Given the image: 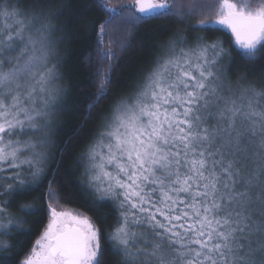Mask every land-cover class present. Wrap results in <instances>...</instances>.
I'll return each mask as SVG.
<instances>
[{
  "label": "snow or ice",
  "instance_id": "obj_1",
  "mask_svg": "<svg viewBox=\"0 0 264 264\" xmlns=\"http://www.w3.org/2000/svg\"><path fill=\"white\" fill-rule=\"evenodd\" d=\"M104 7L112 15L100 24L101 35L123 14V9ZM132 7L126 22L178 16L199 25L218 23L230 29L244 59L264 51V0H133ZM22 16L19 7L0 4V163L27 164L38 180L45 154L31 136L20 137L44 131L46 125L39 121L55 112L61 90L52 87L58 79L56 66L46 67L48 29L26 34L29 25ZM196 39L193 49L157 61L131 102L111 111L88 150L89 187L120 210L109 240L110 254L121 257V264H137L139 256L154 257L157 264H264V239L256 248L249 241L246 251L237 241L246 232L264 238V110L257 109L264 88H245L240 99L246 103L219 95L220 85L214 82L220 78L213 68L229 53L219 43ZM41 66L44 71H38ZM32 79L35 83L22 95L23 82ZM107 94L102 88L96 104ZM209 119L216 121L211 127ZM257 136V168L244 178L245 190L237 191L240 170L230 159L225 163V152L235 155L246 139ZM255 188L259 191L253 197ZM49 210L51 222L22 264H103L99 230L91 220L51 204ZM257 215L259 221L253 219ZM14 223L0 222V229ZM138 226L150 228L162 243L152 242L151 251L140 248L132 230ZM0 247L9 245L0 242Z\"/></svg>",
  "mask_w": 264,
  "mask_h": 264
},
{
  "label": "trees",
  "instance_id": "obj_2",
  "mask_svg": "<svg viewBox=\"0 0 264 264\" xmlns=\"http://www.w3.org/2000/svg\"><path fill=\"white\" fill-rule=\"evenodd\" d=\"M4 2L19 7L25 15H36L52 24L60 48L64 90L60 110L41 148L45 159L39 164L40 178L33 180L31 172L35 168L27 164L17 168L10 162L0 163V209H3L0 222L7 223L10 219L18 222L8 229H0V242L9 245L6 250L0 247V264H22L48 223L53 198L60 207L86 215L93 221L99 230L103 264H121V257L110 254L109 240L120 221V210L115 201L99 198L89 187L86 174L88 150L98 140L106 118L136 92L157 65L159 56L171 45L192 47L198 43L197 37L219 43L229 54L218 62L217 74L231 84L233 93L243 92L249 86L264 88V51L253 59H244L238 54L240 50L228 29L216 23L199 25L196 19L178 16L152 18L142 23L126 22L129 10L135 9L133 0H0ZM105 4L117 11L123 9V14L106 25L105 34L101 35L100 24L112 15ZM102 88L108 94L96 104ZM29 136L31 133L20 139L26 140ZM242 145L244 147L235 155L225 152V163L230 159L240 170V176L236 177L237 191L245 190L243 180L256 170L259 161L258 148L249 149L246 141ZM25 155L30 156V153ZM258 191V188L252 190L253 197ZM253 219L259 221L260 217ZM132 230L138 233L140 248L151 251L152 242L162 243L146 226ZM262 239L255 232L237 236L245 251L249 241L251 247L256 248ZM163 247L168 249L166 243ZM132 251L138 249L133 247ZM165 258L171 257L166 255ZM145 260L157 264L150 256H139L137 264Z\"/></svg>",
  "mask_w": 264,
  "mask_h": 264
},
{
  "label": "rangeland",
  "instance_id": "obj_3",
  "mask_svg": "<svg viewBox=\"0 0 264 264\" xmlns=\"http://www.w3.org/2000/svg\"><path fill=\"white\" fill-rule=\"evenodd\" d=\"M5 3V2H4ZM4 3H0V4H4ZM135 11V9H134ZM22 12V11H21ZM24 12H22L23 14ZM139 14V13H137ZM22 18L24 19L25 23L29 25L28 29L26 30V34L27 32H31V33H35L36 32V29H42V28H47L48 31L44 33V35L48 36L49 38V41H50V46H51V54H50V57H49V61L46 65V67L48 68H51L53 65L56 66V72H57V76H58V79H56L53 84H52V87H55V88H58L61 90L60 92V95L58 97V100H57V103H56V106H55V112L47 119V120H40L39 123L42 124V125H46L45 126V129L43 132H35V133H31V139L35 142H37V150H39L41 152V148L43 145H40L39 144V141L43 140L44 141V138L47 134V131L49 129V127L52 125V120L54 117L57 116L59 110H60V103H61V97H62V93H63V86H62V82H61V79H62V75H61V71H60V54H59V45H58V39H57V36L54 32V29H53V26L52 24H48L47 22H45L44 20L40 19L39 17H37L36 15H25L23 14ZM8 23H12L11 20L8 21ZM3 25H4V20L3 18H0V28H3ZM196 45V44H195ZM170 48L169 49H166L164 51V53L162 55L159 56V61H163L165 59H168L171 55H180V52H181V49H184V50H191L194 48V46L192 47H187V46H175V45H171L169 46ZM13 55H17V53H13ZM211 55V54H209ZM20 61L21 63H23L24 61V57H20ZM12 65H7V67H11ZM44 67L45 66H41L39 68L38 71H44ZM156 67V66H155ZM217 67H218V63L214 66L213 68V71L216 73V75L220 78L218 81H215L214 84L216 85H220V87H218V94L223 96L225 99H236L237 103H246L247 101L246 100H241L240 99V96H241V93L240 91H235L233 93L232 91V88H231V84L225 80L220 74H217ZM39 76L37 75L35 77V79H38ZM35 79H32V80H28L26 82H23V86L22 88L20 89L22 95L23 93L27 90V87L31 84H34L35 83ZM145 80V79H144ZM144 80L139 84L136 92L143 86V83H144ZM39 86L37 85V88ZM135 92V93H136ZM236 92H240V93H236ZM135 93L132 95V96H129L126 100L124 101H129L131 102V98L135 95ZM123 101V102H124ZM122 102V103H123ZM223 103V101H221V104ZM37 107H39V95L37 94ZM257 109L258 110H264V100H261L259 102V104L257 105ZM212 111L215 112L216 109L213 107L212 108ZM208 125L209 126H212L216 123V121L214 120H211L209 119L208 120ZM247 143H249V149H255V148H258V144H259V137H254L252 138L251 141L249 140H245ZM243 146V145H242ZM244 147V146H243ZM40 148V149H39ZM242 151H244V149H242ZM88 164V162H87ZM87 166V165H86ZM86 174H87V169H86ZM51 206L53 208H56L57 211H70L74 214H78L68 208H65V207H60L57 203V200L56 198H53L51 200ZM83 215V214H81ZM83 216H86V215H83ZM88 217V216H86ZM89 218V217H88ZM90 219V218H89ZM91 220V219H90ZM51 222V212H50V215H49V220H48V223L44 229V231L46 230L48 224ZM91 222L93 223V221L91 220ZM94 224V223H93ZM95 225V224H94ZM96 227V225H95ZM97 228V227H96ZM98 229V228H97ZM44 231L42 232V234L40 235V237L37 239L39 240L41 238V236L43 235ZM144 239L141 237V242L144 243ZM35 246V245H34Z\"/></svg>",
  "mask_w": 264,
  "mask_h": 264
},
{
  "label": "water",
  "instance_id": "obj_4",
  "mask_svg": "<svg viewBox=\"0 0 264 264\" xmlns=\"http://www.w3.org/2000/svg\"><path fill=\"white\" fill-rule=\"evenodd\" d=\"M218 26H223V25H220V24H218V23H216ZM223 27H225V26H223ZM227 28V27H226ZM228 29V28H227ZM228 31L230 32V34L232 35V33H231V31H230V29H228ZM232 37L234 38V36L232 35ZM234 40H235V38H234Z\"/></svg>",
  "mask_w": 264,
  "mask_h": 264
}]
</instances>
